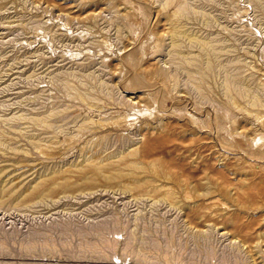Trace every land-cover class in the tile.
<instances>
[{
	"label": "rangeland",
	"instance_id": "obj_1",
	"mask_svg": "<svg viewBox=\"0 0 264 264\" xmlns=\"http://www.w3.org/2000/svg\"><path fill=\"white\" fill-rule=\"evenodd\" d=\"M0 264H264V0H0Z\"/></svg>",
	"mask_w": 264,
	"mask_h": 264
}]
</instances>
